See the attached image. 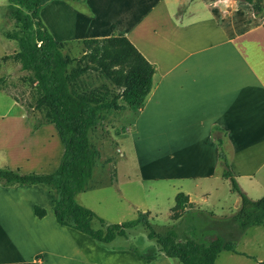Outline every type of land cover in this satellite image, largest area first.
Wrapping results in <instances>:
<instances>
[{"label":"crops","instance_id":"obj_1","mask_svg":"<svg viewBox=\"0 0 264 264\" xmlns=\"http://www.w3.org/2000/svg\"><path fill=\"white\" fill-rule=\"evenodd\" d=\"M51 5L56 19L49 31L65 56L81 57L85 40L118 36L155 67L152 91L139 110L104 117L117 124L132 112L135 137L152 138V149L169 155L171 170L155 180L195 181L198 194L183 193L191 204L185 215L202 211L199 205L212 193L201 181L223 178L219 139L233 174L241 160L247 176L264 167V13L257 16L242 0H51L44 7ZM72 44L82 47L76 55ZM33 120L30 112L0 114V169L48 175L59 168L65 146L56 126ZM115 188L119 206L129 203L121 187ZM54 205V191L46 185L0 183V264L180 263L158 248L150 262L132 249H107L60 225ZM36 207L45 217H37ZM198 228L203 231V225ZM236 253L222 252L216 262L222 254ZM234 259L232 264H264L250 256Z\"/></svg>","mask_w":264,"mask_h":264},{"label":"rangeland","instance_id":"obj_2","mask_svg":"<svg viewBox=\"0 0 264 264\" xmlns=\"http://www.w3.org/2000/svg\"><path fill=\"white\" fill-rule=\"evenodd\" d=\"M132 5L134 9V2ZM9 13V0H0V58L20 49L18 42L4 36L5 33H12L17 29L15 20L10 17ZM41 13V19L48 27V31L54 30L55 6L44 7ZM118 22L123 23L124 17ZM124 26L126 27L125 24ZM122 38L125 37L113 36L102 39L90 45L89 48L84 45V54L74 59L71 70H82L79 77L81 91L94 94L101 100L109 101L117 98L120 104L126 105L122 97L130 85L129 79L138 62L131 48L122 41ZM72 48L74 55L82 49L78 44H72ZM0 74L7 77L9 82L4 91L0 92V114L30 112L35 114L34 123H45L47 121L45 114L36 109L39 97L36 89L26 88L20 82L22 76L20 66L11 61L2 68ZM109 77L114 78L113 80L120 79L122 85L119 81L112 83ZM16 101L23 106L16 104ZM114 112L116 111L111 110L106 113ZM115 124L116 121L109 122L105 116L91 135L92 145L99 150V158L89 180V189L76 196L79 204L91 209L107 224H122L136 220L140 213H150L149 219L155 229L160 233L174 231L178 241L192 239L199 243L209 244L216 237L222 236L235 242L236 250L240 253L236 255H223V253L216 264H232L237 256L245 259L250 256L255 260L264 261V227L251 226L245 232H241L236 216L242 206V199L234 191L230 180L217 175L213 179H204L212 180L211 182L203 184L201 181V187H208L207 189L212 192L209 199L199 205L202 211L189 212V215L183 213L182 221L174 222L171 220V211L176 204V196L179 193L186 194V192L193 193V195L198 194L199 190L195 187V181L155 180L162 174L167 175L171 170L169 155L160 154L152 149V138L135 137L132 112L125 113L122 119ZM244 155L246 158L249 154ZM257 162L258 160L255 163ZM3 163V157L0 156L1 167ZM221 167L218 168L222 171ZM246 167L247 163L244 161L238 162L234 168L235 179L247 197L257 201L264 197V167L256 168L255 176L244 174L248 171ZM57 170L51 174H55ZM108 181H112L115 187L117 185L121 187L129 203L119 206L118 190L115 187L110 188ZM200 224L203 225V231L198 228ZM92 227L95 230L103 228L98 219L93 221ZM148 234L147 228L139 226L128 230L126 238L119 237L111 244L102 246L117 250L128 248L143 256H158L160 248L155 240L148 237Z\"/></svg>","mask_w":264,"mask_h":264},{"label":"trees","instance_id":"obj_3","mask_svg":"<svg viewBox=\"0 0 264 264\" xmlns=\"http://www.w3.org/2000/svg\"><path fill=\"white\" fill-rule=\"evenodd\" d=\"M49 1L9 0V15L15 20L17 29L4 36L18 42L20 49L13 56L0 58V72L11 61L20 66V82L26 88L36 89L39 95L36 109L45 114L47 123L56 126L65 151L55 174H21L0 169V183L3 186H48L55 194L54 214L57 222L91 237L101 245H109L119 237L126 238L128 230L144 226L149 231L148 237L156 241L160 252L182 264H216L222 252H237L235 242L222 236L209 244L192 239L178 241L174 231L158 232L149 219V213H140L136 220L122 224H107L91 209L77 202L76 196L86 191L99 158V150L92 145L91 133L100 125L106 112L124 111L127 107L137 111L144 105L153 88L155 67L145 60L128 39L122 38L138 62L132 76L128 78L130 85L122 97L126 105L120 104L117 98L101 100L94 94L81 91L79 77L82 70H70L75 60L63 54V45L54 39L41 20V10ZM242 1L248 3L257 16L264 13V0ZM98 41L85 40L84 45L89 48ZM113 79L110 80L112 83H120V79ZM8 83V79L0 74V92L4 91ZM219 159L223 178L231 181L234 191L242 199V206L236 216L241 232L251 226L264 227V197L253 201L239 187L223 150L222 139H219ZM190 206L189 198L183 193L178 194L171 220L178 221ZM35 213L39 218L46 215V211L40 207L35 208ZM95 219L100 221L102 229H93ZM133 252L138 254L135 250ZM141 257L149 262L157 258L156 255Z\"/></svg>","mask_w":264,"mask_h":264}]
</instances>
